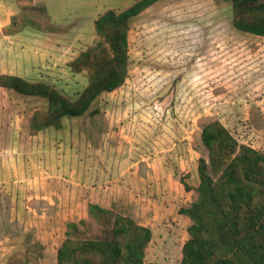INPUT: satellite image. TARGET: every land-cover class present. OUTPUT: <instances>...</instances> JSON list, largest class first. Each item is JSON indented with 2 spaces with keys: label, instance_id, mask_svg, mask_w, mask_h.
Returning <instances> with one entry per match:
<instances>
[{
  "label": "rangeland",
  "instance_id": "obj_1",
  "mask_svg": "<svg viewBox=\"0 0 264 264\" xmlns=\"http://www.w3.org/2000/svg\"><path fill=\"white\" fill-rule=\"evenodd\" d=\"M136 1L1 0L0 75L77 99L91 74L79 58L104 40L95 20ZM233 27L230 0L156 1L130 21L124 83L59 125L44 126L47 98L0 86V134L16 140L11 159L22 182L6 191L13 202L0 194V264H57L73 221L87 223L78 238L101 236L110 225L91 217V203L151 228L147 263L181 264L192 220L180 209L198 198L199 161L209 160L204 125L219 120L240 144L264 152V39L235 38ZM48 175L51 204L44 191L39 203L23 204L31 182Z\"/></svg>",
  "mask_w": 264,
  "mask_h": 264
},
{
  "label": "trees",
  "instance_id": "obj_2",
  "mask_svg": "<svg viewBox=\"0 0 264 264\" xmlns=\"http://www.w3.org/2000/svg\"><path fill=\"white\" fill-rule=\"evenodd\" d=\"M156 1L138 0L123 11L111 9L95 20L104 40L79 58L91 74L77 99L71 100L49 83L13 74L0 75V86L47 98L44 126L59 125L66 116L83 115L101 93L113 91L126 80L130 21ZM230 1L233 25L264 36V0ZM202 141L209 160L199 161L198 198L180 209L192 220L181 264H264V152L240 144L219 120L204 125ZM89 213L100 225L110 226L101 236L80 239L77 233L86 220L68 223L66 238L57 250V264H149L145 250L153 236L150 227L95 203L89 205Z\"/></svg>",
  "mask_w": 264,
  "mask_h": 264
},
{
  "label": "crops",
  "instance_id": "obj_3",
  "mask_svg": "<svg viewBox=\"0 0 264 264\" xmlns=\"http://www.w3.org/2000/svg\"><path fill=\"white\" fill-rule=\"evenodd\" d=\"M14 1H16L18 3L19 7H25V6H27L26 3L28 4V0H14ZM231 30H232V34L234 35L235 38H242L245 35L248 36L249 34H251L252 36H254L256 38L262 37L264 39V36L252 34V33H249V32H243V31L237 29L236 27L231 28ZM260 41L262 43L264 42V40H260ZM224 42H226V41L224 40ZM262 47H263V45H262ZM261 96H263V95H261ZM0 139H2V140H0V162H2L0 164V170L2 171V169L4 167H6L12 173V179L7 178V176L4 173L3 174L0 173V185L3 187V190H0V194L4 195L5 200H7L9 202H13V200H11L12 196L8 197L6 195V191H9L11 189H16V188H19V187L21 188V183L22 182L20 180V175L19 174H17V175L14 174V172H15L14 169L15 168L18 169V166L16 167L15 164L13 163V160L11 159V157L13 155H15L16 152H20V151L15 146L16 145V143H15L16 140H15L13 135H12V137H10V134L8 136V134H6V133H4V134L1 133L0 134ZM28 184H30V183H27L26 186ZM41 188H44V190H41ZM53 188H54V182H53V179H52V175L45 176L44 182L43 181H41L39 183H37L35 181L31 182V184L25 189V191L27 193L28 190L31 191L32 189H34L33 190L34 193H32V195L29 197V199L28 200L26 199L27 201L23 202V204L25 203L26 206H27L30 203H33L34 205L36 203H39L40 199H41V196H42L41 192L44 191V194H46L44 197L47 200L50 199L48 201V204L50 205L51 201H52ZM59 189H60L61 197L68 196V185L66 183L63 185L62 182H61ZM17 190L18 189H16V192H17ZM35 192H37V193H35ZM8 195H10V194H8Z\"/></svg>",
  "mask_w": 264,
  "mask_h": 264
}]
</instances>
